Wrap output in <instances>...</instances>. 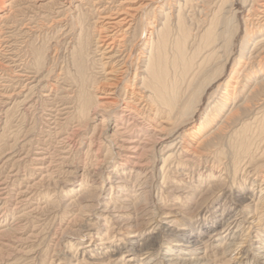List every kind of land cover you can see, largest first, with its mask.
Here are the masks:
<instances>
[{"label": "rangeland", "instance_id": "374dc122", "mask_svg": "<svg viewBox=\"0 0 264 264\" xmlns=\"http://www.w3.org/2000/svg\"><path fill=\"white\" fill-rule=\"evenodd\" d=\"M16 1L14 6L0 4V264H107L111 248L125 243L130 247V235L140 236L136 237L138 243L150 241L151 252L159 253L179 239L188 240V235H178L191 232L200 234L202 244L194 255L202 257L201 251L211 240V225L220 215L227 218L235 212L224 211L230 193L239 187L242 197L252 190L257 195L260 189L264 191V85H258L259 90L246 103L249 109L230 118L224 134H212L219 120L229 114L224 108H212L215 99L228 94L229 105L244 103L255 82L262 79L256 75L264 59L255 56L259 49L252 40L259 30L258 39L264 37V14L259 12L264 0L126 3H150L143 8L146 18H155L159 27L164 21L159 12H169L171 31L162 70L168 85L184 97L170 120L154 118V112L145 108L144 115L124 109L130 99L123 82L113 95L119 104L90 111L81 108L82 101L92 104L103 90H110L99 62H107L106 70H110L121 59L101 58L103 47H98L96 35L101 20L92 6L95 0ZM146 18L137 19L127 35L128 43L142 45L151 30ZM208 28L220 34L218 45L215 43L220 49L214 54L199 51L208 40ZM142 30L146 34L140 36ZM10 34L16 41L9 46L6 37ZM137 56L139 50L131 59L130 83ZM15 57L17 61H13ZM94 59L98 65L90 70ZM244 67L255 81L244 72L241 75ZM21 70L38 75L31 80L21 78ZM93 79L101 80L98 91L92 87ZM206 114L210 120L199 133ZM109 118L116 124V131L110 133ZM204 135H213L210 147L201 141ZM175 139L183 140L178 144L182 149H169ZM173 151L165 163L164 158ZM241 209L247 212L254 205ZM169 211L176 213L173 221L163 214ZM259 211H263L262 223L255 230L264 232V205ZM149 230L155 232L148 234ZM254 235L251 245L256 244L258 234ZM112 238L114 246L105 243ZM250 248L244 245L241 252ZM210 253L203 256L211 260L207 264H237L225 263L223 255Z\"/></svg>", "mask_w": 264, "mask_h": 264}, {"label": "bare ground", "instance_id": "6f19581e", "mask_svg": "<svg viewBox=\"0 0 264 264\" xmlns=\"http://www.w3.org/2000/svg\"><path fill=\"white\" fill-rule=\"evenodd\" d=\"M15 1L16 0H12L10 3L7 4V2H5L4 0H0V4L3 5V6H5V5H8V6L10 5L11 6L12 3L15 2ZM129 1H134V0H95L94 2H92L93 8L95 7L96 8L95 10L98 11V13H96L97 14L96 15V18H97L98 21L101 20V25L100 26L97 25L98 28H97V34H96L97 35L98 45H99L98 47H101V48L103 47V51H102V54H101V58L104 57V56H106L108 59H110V60L112 59V61H113V59H115L117 57H121V59L119 60L117 58L118 61H116L115 64H113L111 66V69L110 70H106L107 69L106 68L107 62H99V65L102 68L101 69L102 72L106 73V74H103V75H105V77H104L105 80L108 81L106 86L109 87L110 90H103L102 91V94L103 95L102 94L101 95H97L98 96L97 100L94 103H92V104H87L88 102L86 103V101L84 102V101L81 100L82 101L81 108L83 109V108L86 107L85 109H87L88 111H90L92 107H97V106H102L103 107L104 106L106 108H111L114 105H116L117 103L119 104L118 98L116 99L117 96H113V95H116V92L118 90L117 88H119L120 87V84H122V82H123L125 84V88H126L125 89V95L126 96L128 95L127 98L130 99L129 101L126 99L128 102H127V105L125 106L126 108H124V109H128L127 107H129L130 110H132L133 112H138L139 114L142 113L144 115L145 114V111L142 112V110H144V108H145V110H148L149 112H154V114H153L154 115V118H156V117L159 118L160 117V118H164L166 120H170V118L172 117L171 115L173 114V111L179 106V104L181 103V100L184 97L181 96V94H180V92L178 91L177 88H175L174 86H171L170 87L168 85L167 80H166V78L164 76V73H163L164 71L162 70L163 69L162 68L163 67V64L165 62L167 40L169 38L170 31H171L168 28V25H167L168 13L169 12L167 11L168 13L167 12L164 13L163 10H161L159 12L158 17L160 15V17H161L160 20L162 18L164 20L163 22H161V21L159 22V23H161V26L159 27L158 24L156 23V19L155 18L153 19V21H149L148 18H146V13L145 12H147V10H145L143 8H145L147 6H150L151 5L150 3L149 4L148 3L147 4L141 3L139 6H134V5H128V4H126ZM150 1H152V0H150ZM82 2H83V0H81L80 3H82ZM198 2H200V1H198ZM200 3H202V2H200ZM12 6H14V5H12ZM18 6H20V5H18ZM260 6L262 7V9L259 8V12H262L264 14V1L260 3ZM254 7H256V6H254ZM250 8H251V6H250ZM255 9L258 10L257 7ZM140 10L142 11L141 13H140ZM248 11H249V9H248ZM20 13H22V12L20 11ZM138 13L141 14L140 17H139V14ZM254 15H255V13H254ZM154 16L156 17V15H154ZM7 18H8V16H7ZM138 18H140L139 20L141 22L143 21L144 18H146V20H147L146 25L149 28H151L150 31L146 32L147 34L143 30L141 31V35L140 36H143L145 34H146V36H145V40L143 41V43H142V45L140 47H138V45H137L136 42L135 43H132V44L128 43V39H127L128 38L127 35L129 33L130 29H132V32H133V26H134V24H135V22L137 21ZM205 20H206V18H205ZM248 20H249V18H248ZM208 22H209V20H208ZM14 26H16V25L14 24ZM211 27H214V26L211 25ZM95 28H96V26H95ZM253 28H255V27H253ZM177 30H178V28H177ZM210 30H211V28H208L205 31V33L208 34V36H207V39L208 40H207V42H206V44H205L204 47H202L201 49L199 48V51H202L203 49L204 50L207 49V51L210 52V54H214V53H217L218 49H220L219 46H218L219 47L218 48L215 45V43L218 40V36L220 34H218L217 32H210ZM221 30H223V29H221ZM222 32L224 33L225 31H222ZM258 33H259L258 34L259 36L257 35L254 38V40H252L253 43L255 44L256 48L259 49V52L257 51L255 56L256 57H260L261 59H264V56H260V54L264 51V37L258 39V37H261L260 36L261 30H259ZM197 35H198V33H197ZM6 39H7V45H9L11 43V41H13V40H11V39H13L11 34H10V36H8V38L6 37ZM14 41H16V40H14ZM13 46H14V43H13ZM10 49H12V48H10ZM136 50H139V56H137V62H136L137 63V67L135 68L134 79H132V82L130 83L129 82L130 80L128 81V74L130 72V69H133V63H132V60L131 59H134ZM251 52H253V51H251ZM78 54H81V57H85V55L82 56L83 55L82 53H78ZM203 57H205V56L203 55ZM214 59H215V57H214ZM248 59H250V58H248ZM102 60H100V61H102ZM200 60H202V59H200ZM13 61H17L16 57H15V60H13ZM250 61H252V60H250ZM96 62H98L96 59H94L92 61V65H91L90 70L91 69L93 70L94 67L96 68L95 65H98V63H96ZM252 62L254 64V61H252ZM211 63H212V61H211ZM16 64H18V63H16ZM204 64L206 65V63H203V65ZM189 65L190 64H188V66ZM259 65H260V67L258 68L259 70H258V74L256 76L258 77L260 75V77L262 79H260L259 81L255 82V86H253L254 88L252 87L253 89L251 88V90L248 92L247 96L245 97V102L244 103L243 102L242 103H236L235 102L236 104L233 103L232 105H229L230 104L229 103L230 97L228 96V94L226 96H224V97H220L218 100L215 99V101L213 102L212 108H214L216 110H218L220 108H224V110H229L228 111L229 114L225 117V119L219 120V123L216 124V126L214 127L215 129L212 131V134L213 135L221 136L220 134L222 133L224 127L226 126V123H230L229 120H230L231 117L236 116V114H237L238 111H241V110L245 111V110H247V109L250 108L249 105H246V103H248V101L252 97V95H255L257 93V91L259 90L257 86L258 85L259 86L264 85V66H261V64H259ZM198 66H199V63H198ZM245 66H247V65H245ZM17 67H20V66H17ZM21 71H23V70H21ZM25 71L26 70H24L23 73L18 72L19 73L18 74L19 75L18 77H21L22 78V77H25L26 76L27 77V78L25 77L26 79L31 80V79L35 78L38 75L37 74V75L29 76L28 73H24ZM87 71H88V69H87ZM198 71H200V70H198ZM247 71L248 70H247L246 67L242 68L241 75L244 72V75L245 76H247L250 80H253V78H251L247 74ZM249 71H248V73H249ZM97 74H98V72H97ZM195 78H196V76H195ZM81 79H82V77H81ZM255 80L256 79H254L253 81H255ZM91 82H92V87L95 88L94 90L95 91H98V89H99L98 88L99 87L98 85L101 84V80L93 79V81H91ZM188 82H189V78H188ZM83 84H84V82H83ZM103 85H105V84H103ZM256 89H258V90H256ZM179 90H181V89H179ZM122 101H124V99ZM192 102H193V100H192ZM259 102H261V101H259ZM220 104H222V105H220ZM142 105H143V107H142ZM180 105H182V103ZM139 108H141V109H139ZM81 112H82V110H81ZM213 113H215V112H213ZM86 115L83 116V118L84 117L86 118ZM112 115H114V114H112ZM215 115H216V113H215ZM209 116H210V114H206V116L201 121V125L198 128L199 133H202L201 131H203V130H201V129L204 126H206V123L210 120ZM113 117H116V116H113ZM87 118H86V120H87ZM109 120H110V118H109ZM106 122L108 124V127H107L108 128V130H107L108 133H110L112 131L113 132L116 131L115 130L116 124L113 126L112 119L110 121H106ZM243 126H244V124H243ZM245 131H246V129H245ZM223 134H224V131H223ZM213 135H211V136L210 135H206V136L204 135L205 137L204 138L201 137L203 139V140L201 139V141L204 144H206V146L208 145V147H210L209 146L210 145L209 143L211 142V139H212L211 137H213ZM181 140H180V142H181ZM180 142H177V139L173 140V142L170 144V147H172V148H169V149H171V150L173 149L174 150V148H176V147H179L180 149H182L183 146L181 147V145L180 146L178 145V144H180ZM203 143L201 145H203ZM180 149H178V151ZM209 150H210V148H209ZM173 154H174V151L171 152L169 155H167L166 158H164V162L166 163V161L171 156H173ZM236 157H235V159H236ZM236 161H238V160L236 159ZM101 164H103V163H101ZM237 165H239V164H237ZM234 168H237V166H234ZM119 183H122V181L119 182ZM112 188L113 187H111V189ZM193 189H194V187H192V190ZM242 192H243L242 191V188L239 187L238 190L235 189V190H233L230 193V198H228V199H230V201L227 204H225L224 211L226 210V211L229 212L231 210H235V212H233L232 214H230L227 218H225L222 215H220V217L217 218L216 221H214V224L211 225V228H212V233L210 234L211 240H210L209 243H207V244L205 243L206 244L205 245V248L201 252L203 253V256H206L210 252H213L216 255L217 254H221V255L224 256V258H222V259H223V262H225V263L226 262H231V261H236L237 264H250V263L251 264H264V232H263V230L261 232H259L258 230H255L256 226L257 225L260 226L261 223H262V214H263L262 212L263 211H259V210L261 208H263V205H264V193H263L264 191L262 189H260V194L257 195L255 193V191L252 190L251 193H249L246 197H242L241 196L242 195ZM252 205H254V209L253 210L252 209L251 210H247V212H244V210L241 211L242 210L241 208L243 206H249L250 207ZM237 206L239 207V209L237 208ZM147 212H146V215L149 214ZM163 214L166 216V219L167 220H170V221L172 220L173 221L174 219L172 217H175L174 215L176 213H174V211H169V212H164ZM151 223L152 222L150 220V224ZM151 226H153V224H151L149 227H151ZM218 228H221V230L218 229ZM153 229H155V226H154ZM152 231H154V230H152ZM152 231H150V232L146 231V232L148 234H150ZM255 232L258 234V235H256V237H257L256 244L251 245L250 242L252 240V237L254 238V236H255L254 233ZM130 233H133V231L129 232V234ZM185 235H188L189 236V239L188 240L183 238ZM175 236H176V234H175ZM199 236H200V234L198 235L197 233H194V232H191L189 234H180V235H178V237L183 238L181 241H180V239L177 240L175 242V244L173 243L172 245L167 246L165 249H162V251L159 252V253L158 252L157 253H154L153 252L154 250L152 251L153 253L151 252V248L152 247H151L150 241H148V240L145 241L144 243H138V241L136 239V237H139L140 238V236H138V235H132V236L130 235V238L132 237V239H129V241H128L130 243V247H129L128 244L125 243V245H123V246L114 248L115 247L114 245L116 243H114L115 240L112 238L110 241H105L106 244L107 243H113L112 246H114L113 247L114 249L111 248L112 249V250H110L111 253L108 255V257L106 259L109 262L113 261L115 263H121V264H162V262L164 264H207V263H210L211 260L210 261H206L207 260V257L205 259V257H203V256L202 257L201 256L200 257H196V255H194V253H196V250L199 248V245L202 244L199 241V239H198ZM113 237H115V236H113ZM186 243H193V245H189V244H186ZM136 244H137V246H136ZM244 245H250L251 248H250V250L246 251L245 253H242L241 251H242V247ZM105 248H107V247H105ZM153 249H155V248H153ZM209 255H212V254L210 253ZM126 256H128V257L126 258ZM109 262L107 264H109ZM227 264H229V263H227Z\"/></svg>", "mask_w": 264, "mask_h": 264}]
</instances>
